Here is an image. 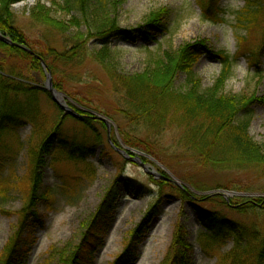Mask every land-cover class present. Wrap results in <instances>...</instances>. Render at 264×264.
I'll list each match as a JSON object with an SVG mask.
<instances>
[{"label":"rangeland","instance_id":"obj_1","mask_svg":"<svg viewBox=\"0 0 264 264\" xmlns=\"http://www.w3.org/2000/svg\"><path fill=\"white\" fill-rule=\"evenodd\" d=\"M112 1L122 28L143 25L159 11H165L170 19L167 30L156 35L157 42L146 43L141 36L113 39L112 56L123 72H142L148 61L162 51L168 48L177 51L186 43L199 41L213 52L201 56L195 66L202 87L207 88L214 85L222 69L214 53H228L233 59V71L223 86V94L251 100L238 119L249 118L250 135L264 143V0H252L261 4V13L248 31L238 24V13L248 0H219L217 10L212 9L216 14L212 21L204 18L199 0ZM58 2L25 0L12 5L16 26L40 52L47 48L65 50L62 37L55 30L47 33L34 20L45 13L57 22L70 20L71 15L62 12L56 5ZM39 4L44 8H38ZM160 18L165 20L163 16ZM61 29L67 34L77 30ZM100 46L98 38L91 40L92 51L100 50ZM51 58L54 59L53 55ZM5 59L0 52V61ZM52 59L49 60L55 72L48 66H42L41 70L9 59L12 62H4L5 73H21L44 87L49 98H42L40 107L46 126H53L66 114L46 89L51 74L53 87L62 94L65 105L101 120L104 117L110 127L104 120L107 130L101 123L92 122L103 142L86 161L55 151L58 137L54 131L50 133L54 137L52 147L39 152L40 132L35 133L29 123L15 135L0 136V158L4 162L0 166V264L9 257L10 246L18 235L21 257L12 258L14 264H72L70 256L89 226L95 240L102 241L92 255L93 264H113L130 243L137 250L133 264L138 260L141 264H169L178 226L188 245L186 264H230L224 257L232 249L233 240L223 245L206 241L196 207L264 228V215L260 212L263 203L258 201L264 200V167L212 166L185 141L186 128L180 126V114L172 108L160 111L159 118H166L163 121L129 128L119 113L122 103L115 97L100 65L89 59L78 66L64 67L59 60ZM56 81L65 90L56 88ZM176 87L187 88L185 75L178 77ZM66 118L62 129L65 134L90 135L81 130L75 116L66 114ZM126 139L139 140L153 152L131 145ZM33 147L40 158L36 166L32 163ZM219 190L249 196L226 199L220 195L205 202V197L214 196L213 192ZM248 201H255L257 209L238 212L237 206Z\"/></svg>","mask_w":264,"mask_h":264},{"label":"trees","instance_id":"obj_2","mask_svg":"<svg viewBox=\"0 0 264 264\" xmlns=\"http://www.w3.org/2000/svg\"><path fill=\"white\" fill-rule=\"evenodd\" d=\"M20 1L25 0H0V32L13 42L27 46L34 54L20 46L0 40V52L6 56L4 61H0V136L5 133L15 135L20 127L29 123L35 129V133L40 132L39 152L52 147L50 144L53 143L54 137L50 133L54 131L58 137L55 151L64 152L70 158L80 161L91 158L96 153L99 143L103 142L101 133L94 130L92 122L101 123L107 130L105 123L78 110L76 112L80 117H75L76 122L82 131L90 135L70 137L65 134L62 129L67 119L66 114L53 126H46V117L40 106L41 99L48 97L47 91L21 73H5L7 64L4 62L16 59L42 70L41 60L35 56L38 55L46 61L49 69L55 72L49 60L52 59V55L54 57L52 60H59L64 67L78 66L83 61L93 59L107 74L115 97L122 103V111L119 113L129 128L138 127L142 123L147 125L148 122L163 121L166 118H159L160 111L172 108L180 114V126L186 128L185 141L193 145L212 166L226 169L264 167V143L255 141L250 135L249 118L238 119L240 112L248 109L251 100H246L241 95L223 94V86L233 71V59L228 53L224 51L214 53L222 69L214 85L207 88L202 87V80L197 75L195 66L201 56L213 52L207 50L205 44L199 41L186 43L177 51L168 48L162 51V54L151 58L142 72L128 74L120 69L112 56L113 39L118 36L125 38L141 36L146 43L157 42L156 35L166 31L170 23L165 11L153 14L143 25L126 29L122 28L117 20L116 4L112 0H59L56 5L62 12L71 15L70 20L57 22L46 13L44 16H36L34 20L47 33L51 29L55 30L57 35L62 37L65 50L58 52L56 49L47 48L46 51L42 49L40 52L16 26L12 5ZM199 1L204 18L212 21L216 15L212 9L217 10L219 0ZM42 7L44 8L43 5H38V8ZM260 13L261 4H256L252 0L246 1L245 8L238 13L239 26L248 31ZM61 28L77 30L73 34H67L62 32ZM96 38L101 41L100 50L92 51L90 42ZM180 75L186 77V89L176 87ZM54 86L59 90H65L59 81H56ZM124 133L128 135V132ZM126 141L153 152L151 148L143 147L139 140ZM33 149L36 148H31L32 163L36 166L40 158ZM3 163V159L0 158V166ZM31 194L34 195V184ZM217 196L220 195L205 197V202L212 201ZM258 201L263 203L260 212L264 215V200ZM254 202L248 201L237 206L238 212L256 210ZM196 208L195 213L205 230L202 235L206 241L223 245L227 240H233V247L225 255V261L230 264H264L262 226L258 224L249 226L241 221L228 219L220 212ZM86 230L81 243L70 256L72 264H93L92 255L102 243L101 239L95 240L91 226ZM137 230L134 239L137 237ZM19 241L20 235L16 236L11 244L9 257L2 264H14L11 259L15 256L21 257L17 249ZM132 245L128 244L113 264H133L137 250ZM187 248L186 236L182 235L181 227L178 226L171 246L169 264H186Z\"/></svg>","mask_w":264,"mask_h":264},{"label":"water","instance_id":"obj_3","mask_svg":"<svg viewBox=\"0 0 264 264\" xmlns=\"http://www.w3.org/2000/svg\"><path fill=\"white\" fill-rule=\"evenodd\" d=\"M0 40L3 42H6L8 44H11V45L20 46L24 50L29 52L30 54H34V52L32 50H30L27 46L20 45V44L13 42L10 38L4 36L1 32H0ZM35 56L41 60L43 67L47 68L46 62L41 57H39L38 55H35ZM46 89H48L51 92L53 100L65 111L66 114H70V115H73L75 117H80V114H78L75 110H72L71 108H69L67 105L64 104V102L62 101V99H63L62 94L60 92L56 91V89L53 87V82L51 80V74H48V82H47ZM102 120H104L108 124V128H109L110 127L109 121L104 117H102ZM213 194L214 195H216V194L222 195L226 199H228L231 196H249L248 194L237 193V192H232V191L231 192L230 191H221V190L215 191V192H213Z\"/></svg>","mask_w":264,"mask_h":264},{"label":"bare ground","instance_id":"obj_4","mask_svg":"<svg viewBox=\"0 0 264 264\" xmlns=\"http://www.w3.org/2000/svg\"><path fill=\"white\" fill-rule=\"evenodd\" d=\"M140 261H141V260H138L136 264H141V262H140Z\"/></svg>","mask_w":264,"mask_h":264}]
</instances>
